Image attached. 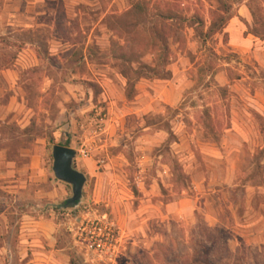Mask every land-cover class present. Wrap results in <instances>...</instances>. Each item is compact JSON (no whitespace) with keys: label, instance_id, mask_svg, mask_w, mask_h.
<instances>
[{"label":"rangeland","instance_id":"1","mask_svg":"<svg viewBox=\"0 0 264 264\" xmlns=\"http://www.w3.org/2000/svg\"><path fill=\"white\" fill-rule=\"evenodd\" d=\"M241 1L51 0L49 15L21 8L39 24L24 28L0 0V209L54 216L70 264H202L208 248L215 264H264L263 117L248 109L261 126L248 142L227 131L264 70L225 29L209 33ZM147 11L179 17L165 78L135 71L155 61ZM55 144L87 177L76 207L53 173ZM95 221L116 231L113 261L87 260L76 242Z\"/></svg>","mask_w":264,"mask_h":264},{"label":"crops","instance_id":"2","mask_svg":"<svg viewBox=\"0 0 264 264\" xmlns=\"http://www.w3.org/2000/svg\"><path fill=\"white\" fill-rule=\"evenodd\" d=\"M23 1L4 0V9L14 18L9 21L10 25L24 28L39 25L33 22L24 24V12L21 8L31 13L27 16L32 18L50 14L49 8L45 9V4L51 0H25L24 5ZM259 2V7L264 8V0ZM236 11L224 28L228 34V46L241 59L255 64L257 70H264V35L254 34V31L264 32V13L255 6L253 0H242ZM218 77L221 75H216L217 79ZM242 80L245 77H241L239 81ZM259 80L261 84L250 94V102L245 104L247 110H243V117L233 121L227 130L238 133L244 142L249 141L251 129H256L257 135H260L261 127L258 121H252L248 109L254 108L264 121V77ZM57 228L54 216L35 218L17 207L10 215L7 209H0V264H70L68 252L57 246Z\"/></svg>","mask_w":264,"mask_h":264},{"label":"trees","instance_id":"3","mask_svg":"<svg viewBox=\"0 0 264 264\" xmlns=\"http://www.w3.org/2000/svg\"><path fill=\"white\" fill-rule=\"evenodd\" d=\"M146 5L147 3L144 2ZM169 2L166 3V6L168 7ZM133 11L137 16L142 15L143 12L146 11V7L143 6L142 1L136 2V4L133 6ZM169 8V7H168ZM231 6L230 5H224L223 6V14L225 15H218V21L209 29L210 34H215L218 32H221L227 25L229 19H231L235 14L231 13ZM148 12V11H147ZM146 13V12H145ZM149 16L150 22L152 24V27L150 29L151 37L153 40V57H154V65L153 66H145L141 65L139 66L135 71L139 72L141 74H147L151 77H159V78H165L167 75L166 67L169 64L171 60V49L168 43V39L172 36H175V25L178 22V16L174 13L167 12V13H157L153 14L149 12L147 14ZM157 20H161L163 23V26L161 28H158L157 26ZM198 34L202 35V32H198ZM63 146H68L67 144H60ZM65 208H72L74 206L66 205ZM60 208V206H56V209ZM211 249L204 250V259H202V264H215V260L212 261L211 258L213 256L212 253H210ZM231 256V252L228 251L227 257Z\"/></svg>","mask_w":264,"mask_h":264},{"label":"built area","instance_id":"4","mask_svg":"<svg viewBox=\"0 0 264 264\" xmlns=\"http://www.w3.org/2000/svg\"><path fill=\"white\" fill-rule=\"evenodd\" d=\"M76 242L85 249L87 260L113 261L118 254V237L112 224L99 221L79 228Z\"/></svg>","mask_w":264,"mask_h":264},{"label":"water","instance_id":"5","mask_svg":"<svg viewBox=\"0 0 264 264\" xmlns=\"http://www.w3.org/2000/svg\"><path fill=\"white\" fill-rule=\"evenodd\" d=\"M53 157L52 170L55 177L72 187V196L65 202L66 205L78 206L83 198V190L87 177L75 167L77 151L71 147L55 144L51 148Z\"/></svg>","mask_w":264,"mask_h":264}]
</instances>
